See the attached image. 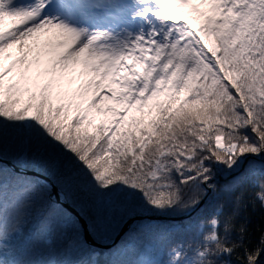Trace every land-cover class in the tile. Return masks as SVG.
<instances>
[{"label":"snow or ice","instance_id":"obj_1","mask_svg":"<svg viewBox=\"0 0 264 264\" xmlns=\"http://www.w3.org/2000/svg\"><path fill=\"white\" fill-rule=\"evenodd\" d=\"M262 256L264 0H0V264Z\"/></svg>","mask_w":264,"mask_h":264},{"label":"trees","instance_id":"obj_2","mask_svg":"<svg viewBox=\"0 0 264 264\" xmlns=\"http://www.w3.org/2000/svg\"><path fill=\"white\" fill-rule=\"evenodd\" d=\"M157 222L165 223V222H168V221H162V220H161V221H157ZM177 223H179V222H177ZM256 242H258V234H257V241H256ZM117 243H119V241H118ZM99 259H100L101 261H103L104 257L101 256ZM261 259L264 260V256H262Z\"/></svg>","mask_w":264,"mask_h":264},{"label":"rangeland","instance_id":"obj_3","mask_svg":"<svg viewBox=\"0 0 264 264\" xmlns=\"http://www.w3.org/2000/svg\"><path fill=\"white\" fill-rule=\"evenodd\" d=\"M10 23H11L10 21H6L5 22V27L7 28L8 26H10Z\"/></svg>","mask_w":264,"mask_h":264},{"label":"water","instance_id":"obj_4","mask_svg":"<svg viewBox=\"0 0 264 264\" xmlns=\"http://www.w3.org/2000/svg\"><path fill=\"white\" fill-rule=\"evenodd\" d=\"M176 222H180L179 220H177ZM117 242H118V240H117Z\"/></svg>","mask_w":264,"mask_h":264}]
</instances>
